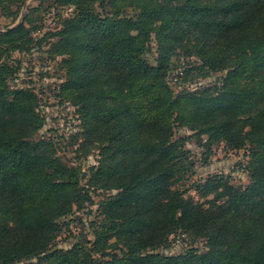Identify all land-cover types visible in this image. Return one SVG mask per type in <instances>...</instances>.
<instances>
[{
  "label": "trees",
  "instance_id": "1",
  "mask_svg": "<svg viewBox=\"0 0 264 264\" xmlns=\"http://www.w3.org/2000/svg\"><path fill=\"white\" fill-rule=\"evenodd\" d=\"M25 1L0 0L2 15L16 21ZM50 1L74 8L60 29L36 41L38 7L0 31V264H264V0ZM44 46L62 58L57 97L77 108L80 148L100 149L87 174L37 138V93L11 86L14 54ZM180 54L201 62L192 79L225 76L175 93L169 74ZM177 129L206 137V157L221 143L245 151L249 183L217 174L182 189L195 164ZM97 191L105 196L93 238L56 247L63 221L96 205ZM180 232L203 249L159 251Z\"/></svg>",
  "mask_w": 264,
  "mask_h": 264
},
{
  "label": "rangeland",
  "instance_id": "2",
  "mask_svg": "<svg viewBox=\"0 0 264 264\" xmlns=\"http://www.w3.org/2000/svg\"><path fill=\"white\" fill-rule=\"evenodd\" d=\"M40 7L37 14L41 30L34 34L36 41H39L45 33L54 32L60 29L62 21L73 15L74 8H56L51 6L50 0H26L19 18L16 21L6 18L0 10V31L17 25L31 8ZM129 14L134 12L129 10ZM48 46L35 48L30 53H15L12 59V65L16 75L11 81L14 88H31L40 99L39 113L44 118V127L37 134L38 139L51 140L56 145L57 155L62 161L74 167H80L83 173H88L90 168L98 165L100 160V149L98 146L87 145L84 149L80 146L84 143L81 136L82 125L77 108L71 103L61 102L57 97L60 85L65 81V71L61 67V57L51 58ZM159 55L158 44L153 38L151 48L145 58L150 64L156 63ZM201 62L195 57H186L177 55L172 60V69L169 74V83L175 93L183 89L195 90L202 86H208L217 83L225 73H218L207 78L191 77L198 72L193 70L200 67ZM192 69V70H191ZM190 74L187 75L188 71ZM175 140H183L185 147L189 150L190 160L194 162L195 167L192 174L181 184L182 189H190L194 183H200L207 177L217 174L229 176L233 184L245 186L249 183L247 172L244 171V165L247 162L245 151L233 152L226 149L225 144H217L212 148L211 155H205V140L200 142L194 136V133L187 129H177L175 131ZM87 180H83V185ZM187 195H191L196 200H200L199 195L192 189ZM94 201L93 206H87L84 210L77 211L73 216L66 219L67 225L62 234L56 240L55 246L61 249H68L76 238L82 234L88 239H92L91 223L94 222L98 214V203L104 198L102 191L92 192ZM204 242L197 240L189 234L178 233L169 238V242L162 243L160 252L171 255H178L189 248L203 249Z\"/></svg>",
  "mask_w": 264,
  "mask_h": 264
},
{
  "label": "water",
  "instance_id": "3",
  "mask_svg": "<svg viewBox=\"0 0 264 264\" xmlns=\"http://www.w3.org/2000/svg\"><path fill=\"white\" fill-rule=\"evenodd\" d=\"M21 22H22V20H21L17 25H15L14 27L19 26V25L21 24ZM14 27L8 28V30H10V29H12V28H14Z\"/></svg>",
  "mask_w": 264,
  "mask_h": 264
}]
</instances>
